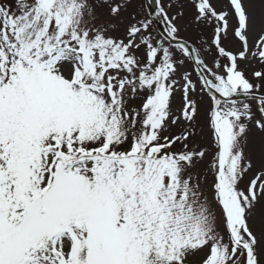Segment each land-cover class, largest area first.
Returning <instances> with one entry per match:
<instances>
[{
	"label": "snow or ice",
	"instance_id": "obj_1",
	"mask_svg": "<svg viewBox=\"0 0 264 264\" xmlns=\"http://www.w3.org/2000/svg\"><path fill=\"white\" fill-rule=\"evenodd\" d=\"M0 264H264V0H0Z\"/></svg>",
	"mask_w": 264,
	"mask_h": 264
},
{
	"label": "rangeland",
	"instance_id": "obj_2",
	"mask_svg": "<svg viewBox=\"0 0 264 264\" xmlns=\"http://www.w3.org/2000/svg\"><path fill=\"white\" fill-rule=\"evenodd\" d=\"M196 34H197V30L196 29H191V28L188 30L187 33H182V35H188L190 37H195ZM224 43H225V45H228V41H225ZM242 67H243V65H242ZM257 67H258V65H257ZM252 70H253V68L252 67H249V69H248L249 74L251 73ZM176 103H179V96L176 97ZM206 106H207V101L205 100L204 103L201 106V113H200V117H199V119L201 121H203V118H204V109L206 108Z\"/></svg>",
	"mask_w": 264,
	"mask_h": 264
}]
</instances>
